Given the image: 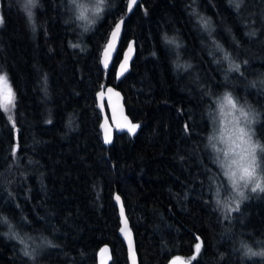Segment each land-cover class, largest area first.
<instances>
[{
  "label": "trees",
  "instance_id": "16d2710c",
  "mask_svg": "<svg viewBox=\"0 0 264 264\" xmlns=\"http://www.w3.org/2000/svg\"><path fill=\"white\" fill-rule=\"evenodd\" d=\"M126 2L104 0L88 25L70 0H39L31 23L17 0H0V71L14 97L7 111L0 108V217L34 254L25 256V244L0 222V264H98L104 244L110 264H129L114 193L138 264L174 256L187 264H264L241 247L264 250V191L242 199L238 211L217 205L224 176L208 141L217 100L229 92L258 113L254 138L264 145V0H243L239 11L229 0H140L128 15ZM123 16L118 52L103 68L101 51ZM199 17L211 21V36ZM132 39L135 57L116 81ZM213 40L238 72L228 71ZM103 84L122 92L138 125L110 145L99 129Z\"/></svg>",
  "mask_w": 264,
  "mask_h": 264
},
{
  "label": "snow or ice",
  "instance_id": "6c2138e0",
  "mask_svg": "<svg viewBox=\"0 0 264 264\" xmlns=\"http://www.w3.org/2000/svg\"><path fill=\"white\" fill-rule=\"evenodd\" d=\"M39 0H17V3L20 4L22 10L26 13L29 22H33V9L38 5ZM70 3L75 6L78 11L77 19L86 21L88 25H90L93 20L89 18V13L93 15L99 14L101 11V5L104 4V0H94V3L91 8L87 7L84 3L79 2V0H70ZM135 3V0H128V7L131 8ZM243 0H229L230 5H235L237 11H239ZM195 11V10H194ZM2 18H0V23H2ZM199 23L201 27L209 33L213 31L211 27V21L204 18L199 17ZM33 28H35V24H32ZM120 24L117 23L116 29H119ZM113 36L117 35L116 31H113ZM249 36H254L255 32L247 33ZM164 41L168 45H173L176 48H179L180 45L177 43L174 37H168L165 35L163 37ZM213 45L215 50L221 54V60L228 63V71H239L240 64L235 62L232 58V54L225 50L222 45L213 40ZM72 47H78V45H72ZM108 47H111L109 44ZM212 53H210L211 55ZM108 55L107 48L105 49V56ZM127 59V57H126ZM221 60H217L216 63H221ZM245 63H247L245 61ZM107 64L105 63V67ZM177 67H180L177 64ZM185 68H189L190 65H184ZM121 68H124V65H121ZM7 85V76L4 74H0V92L4 86ZM111 91V89H109ZM102 95V93L98 94ZM14 97L11 94L10 87L8 88V96L3 97L0 96V108H3L5 111L8 110V105L12 104ZM227 106L230 111L234 110L239 113V116L236 117L233 115V119L229 122L227 126H223V122H221L222 126L218 129V135H210L208 137L209 146L217 153L216 163L223 170V176L227 178L228 183L231 186V190L235 193V197L233 202L235 203V208H228V211H238L240 201L245 198V193L243 188H251L252 192L256 191H264V176L261 175V172H264V168L261 166V159H264L262 156L258 159V151L261 154H264V145H261L259 142L253 143L251 140V134L245 127L240 126V120H246L248 124H251V119H249V112H246L242 107H238L236 101L233 99L231 93H224L221 102V110ZM11 120V117H9ZM13 127H15L13 123ZM138 125L129 124L128 131L130 133H134ZM185 131H189L188 125L185 124ZM110 142V137L105 135V143ZM223 145V147L217 148V144ZM18 146H14L12 148V155H16ZM219 191V190H218ZM117 201H119V196L116 197ZM217 205H221V201L217 199ZM225 207H227V202H224ZM121 216H123V208H121ZM0 222L6 223L9 226V233L5 235L10 238L18 240L21 244H25V239L19 236L18 233L12 230L11 224L8 222L6 217H0ZM126 224V221H124ZM124 231V228H121V232ZM199 240V237H197ZM46 244H50L49 241L44 240ZM241 247L244 249V254L249 256H264V250L260 252H255L249 247L247 244L242 243ZM131 248V245H130ZM197 253L200 251L201 244L197 243L195 245ZM23 254L28 256L30 259H34V254L28 250L27 245L22 249ZM104 251V250H101ZM178 259V258H177ZM194 259V257H193ZM170 264H176V260L170 262Z\"/></svg>",
  "mask_w": 264,
  "mask_h": 264
},
{
  "label": "water",
  "instance_id": "95a60500",
  "mask_svg": "<svg viewBox=\"0 0 264 264\" xmlns=\"http://www.w3.org/2000/svg\"><path fill=\"white\" fill-rule=\"evenodd\" d=\"M140 0H135V3L131 8L128 7V0L126 2V14H130ZM124 19L125 16L119 18L114 24L113 28L110 30L108 34L107 41L104 45V48L100 54V63L103 68H110L113 64L114 58L118 52L120 41L123 34L124 29ZM117 23L120 24L119 29H116ZM113 31L117 32L116 36H113ZM111 44V47H108ZM107 48L108 55L105 56V49ZM136 53L135 41L130 40L125 48L122 51L121 59L116 65L115 68V76L116 81H120L125 74L128 72L130 68V62L134 59ZM127 57V59H126ZM105 63L107 66L105 67ZM124 65V68H121V65ZM111 89V91H109ZM102 93V95H98ZM97 106L101 112V121L99 124V129L105 143V135L110 137V142L105 143L106 145H110L113 142L115 133H128L130 135L136 133L138 127L136 128L134 133H130L128 131L129 124H136V122L132 121L130 117L127 115L125 106H124V97L122 92L116 88L112 84H103L101 88L96 93ZM119 194L115 193L113 196L114 204L118 209L120 226L118 229V235L122 239L128 256L129 264H138V256L136 252L135 238L130 226L129 220L126 216L124 205L121 197L119 196V201H117L116 197ZM121 208H123V216H121ZM126 221V224L124 223ZM124 228V231L121 232V228ZM131 245V248H130ZM104 250V251H101ZM178 258V259H177ZM176 260V264H187V262L181 256H174L170 259L169 263L173 260ZM112 260V254L110 250V246L104 244L97 254V262L98 264H110Z\"/></svg>",
  "mask_w": 264,
  "mask_h": 264
},
{
  "label": "rangeland",
  "instance_id": "374dc122",
  "mask_svg": "<svg viewBox=\"0 0 264 264\" xmlns=\"http://www.w3.org/2000/svg\"><path fill=\"white\" fill-rule=\"evenodd\" d=\"M79 2H82L87 7L91 8L93 3H94V0H79ZM88 15H89V18L92 20L95 18V15H93L92 13H89ZM0 18H1V13H0ZM0 74L6 75L3 71H0ZM9 87H10V84H9V81L7 78V85L3 87L2 92H0V96L7 97ZM10 89H11V87H10ZM11 94L13 96L12 90H11ZM223 95H221L217 100L216 111H215L214 119H213L212 135H218L219 134L218 129L222 126L221 122H223V126H227L229 124V122L233 119V115L236 117L239 116L238 112H235L234 110L230 111L227 106H225L224 109L221 110L220 105L222 102ZM232 97L236 101L238 107H242L246 112H249V119H251V121H252L251 124L249 125L246 120L241 119L240 120V126L245 127L246 130H248L250 132L252 142L256 143L257 141L254 138V123L258 119V113L253 108L241 104L238 100H236V98L233 95H232ZM10 106H11V104L8 105V107H10ZM220 147H223V145L218 143L217 148H220ZM257 155H258V159H260L263 156V154L259 153V151H258ZM261 166H262V168H264V159H261ZM261 175L263 176V172H261ZM243 191L245 193V198L248 195L253 193L251 191L250 187L249 188H243ZM220 193H221V195L219 197V200H221V202H222L223 209L228 211L229 207L235 208V203L233 202V199L236 198L235 193L231 190V186L228 183V180L226 177H224V186H223V189L221 190ZM224 202H227V207H225ZM195 250H196V248H195Z\"/></svg>",
  "mask_w": 264,
  "mask_h": 264
},
{
  "label": "bare ground",
  "instance_id": "6f19581e",
  "mask_svg": "<svg viewBox=\"0 0 264 264\" xmlns=\"http://www.w3.org/2000/svg\"><path fill=\"white\" fill-rule=\"evenodd\" d=\"M120 42H121V41H120ZM124 48H125V47H124ZM122 51H123V50H122ZM127 115H128V114H127ZM115 134H118V133H115ZM115 134H114V135H115ZM120 134H121V133H120ZM114 194H115V193H114ZM117 194H118V193H117ZM107 245H108V244H107Z\"/></svg>",
  "mask_w": 264,
  "mask_h": 264
}]
</instances>
